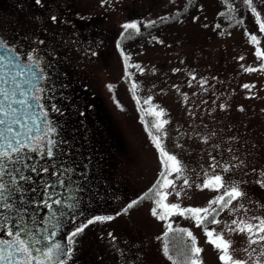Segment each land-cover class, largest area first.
Listing matches in <instances>:
<instances>
[{
    "label": "rangeland",
    "instance_id": "obj_1",
    "mask_svg": "<svg viewBox=\"0 0 264 264\" xmlns=\"http://www.w3.org/2000/svg\"><path fill=\"white\" fill-rule=\"evenodd\" d=\"M47 1L55 4L53 9ZM41 5H48L57 22L42 13L35 0H0V33L11 42L20 33L19 26L36 25L49 36L55 28L61 40L53 45L57 60L44 62L52 71L43 85L42 103L56 128L63 168L72 169L70 181L80 189L78 197L84 201L90 197L91 170L96 169L95 178L106 190L101 198L106 210L100 215L113 217L94 219L74 240L81 238L87 246L100 247L101 264H189L191 238L184 239L190 243V247L184 243L187 257L185 250L174 248L180 239L165 243L166 235L172 234L171 224L172 231L192 233L202 250L201 264H223L220 253L208 243L207 227L223 232L232 244L234 259L264 264V243L246 252V235L227 231L233 219L264 218V55L255 54L257 49L264 53V32L258 23L245 20L243 28L223 33L219 0H42ZM252 6L264 22V0H252ZM133 22L140 30L162 25L154 33L155 38L161 34L160 39L133 44L131 34L122 28ZM78 30H85L82 40L77 39ZM252 35L258 42L251 41ZM249 67L255 70L245 71ZM149 97L151 105H145ZM53 105L59 111H53ZM149 106L165 113L161 120L168 123L160 133L140 110ZM142 116L183 169L179 179L175 173L168 177L175 189H167L171 194L166 203L207 207L224 192V188H203L214 175L223 178L225 187L235 185L243 193L231 206L223 207L217 216L219 224L197 227L193 219L178 214L161 220L160 210L157 216L151 212L156 197L140 199L162 170ZM133 201L137 203L125 213L123 209ZM70 226L65 229H76Z\"/></svg>",
    "mask_w": 264,
    "mask_h": 264
},
{
    "label": "snow or ice",
    "instance_id": "obj_2",
    "mask_svg": "<svg viewBox=\"0 0 264 264\" xmlns=\"http://www.w3.org/2000/svg\"><path fill=\"white\" fill-rule=\"evenodd\" d=\"M106 2V0H105ZM244 2L251 9L256 22L259 25V30L264 32V22L260 21V14L256 8L252 6V0H244ZM39 6L42 0H35ZM221 15H224L221 13ZM161 19H167L166 17ZM51 21L57 22V16L52 15ZM155 23V22H151ZM124 32L134 30L139 32L140 29L137 23H125L122 25ZM251 41L258 42L257 37L252 35ZM39 44H44L43 40L38 41ZM95 53H93L94 55ZM256 56L260 58L264 53L259 49L256 50ZM242 59V58H241ZM27 64L21 63V55L17 54V49L14 44H9L8 40L0 35V228L7 227L10 223L12 227L7 228L6 235L11 237L10 240L0 239V264H68L73 256V248L65 246L54 240L57 230L61 227L62 218L68 213L74 211L78 207L79 197L76 195L80 191L79 187L69 188L62 176L71 172V168L55 169L52 176L54 181L42 182V204L49 210V219L45 224L42 232L39 229L32 228L25 223L26 205L29 203L25 200L24 193L26 189L24 184L31 182V176L25 175V170L30 172L48 173L49 168L43 166L37 168L36 164L29 165L27 161L33 159L31 153L39 155L42 159L47 158L52 160L55 158V147L57 141L54 139L56 128L48 120V113L44 111V105L41 103L45 97L42 95L46 92L43 86L48 79L46 71L47 66H43V59L37 53L35 48L30 49L26 53ZM129 65L126 64V69ZM139 68V66H135ZM21 69H27V80H21L24 75ZM253 68H246L245 71H254ZM264 70V69H262ZM195 77H193L194 79ZM22 85H27L26 90H21ZM109 85V89L111 90ZM136 85L133 84L131 91L135 93ZM246 89H250L249 85H244ZM135 98V97H134ZM145 105H151V98L149 97L143 102ZM118 104V102H117ZM137 104L140 101L137 99ZM119 106V104H118ZM53 111H59L55 105L52 106ZM144 111L145 114L155 117L151 121V128L155 129L156 133L162 132L164 126L168 123L167 120H161L165 115L163 110L157 111L155 107L149 106ZM83 115V113H81ZM141 122L146 124V131L152 140L155 148L159 153V160L162 170L159 173V179L149 193L140 199L156 197L154 204L156 207L152 208L153 216L158 215L161 220L166 219L172 214L186 216L193 219L197 227L205 224L208 221L211 224H219L220 221L216 218L217 208L229 207L234 201L242 197L243 193L235 185L225 187L223 178L220 175H214L206 180L203 188H211L214 191H219L224 188L222 195L209 202V205L204 208H181L179 204L166 203L168 196L171 194L167 192L168 188L175 189L173 180L168 177L179 174L183 171L180 162L174 155L169 154L161 143V137L154 135L144 121L143 116ZM228 169L225 168L224 171ZM184 185H188V181L184 180ZM57 189H64L65 191H57ZM36 192V189H32ZM179 198L180 193L176 192ZM137 201L129 203L123 211L127 213ZM216 205V208L213 207ZM53 206H57L53 211ZM67 209V212L62 211ZM239 209H234L238 211ZM244 211H247L246 209ZM209 217L211 219L209 220ZM113 217H96L95 220L110 221ZM255 220L256 223L251 221ZM93 219H89L86 224L78 226L70 236L67 237L68 245L75 243L74 238L83 232L88 224H92ZM172 225H168V231H172ZM179 231L185 232L184 229ZM205 235L208 238V243L220 253L218 259L223 264H247V260H237L230 253L232 244L230 241L224 239L223 232L214 233L204 228ZM227 231L246 235L248 247L244 251H248L252 245H259L264 243V218L251 217L249 219L239 218L233 219L230 225H227ZM187 237L191 238L190 260L189 264H201L198 259L201 249L196 246V240L191 232H186ZM23 237V238H22ZM252 251H256L255 248ZM164 252L167 255V245L164 247ZM249 259L252 253L249 252ZM264 255V250L261 251Z\"/></svg>",
    "mask_w": 264,
    "mask_h": 264
},
{
    "label": "flooded vegetation",
    "instance_id": "obj_3",
    "mask_svg": "<svg viewBox=\"0 0 264 264\" xmlns=\"http://www.w3.org/2000/svg\"><path fill=\"white\" fill-rule=\"evenodd\" d=\"M48 5L50 7H52V9L54 8L55 4L49 1ZM47 5V6H48ZM46 5L41 7L42 13H48V15L50 16V13L48 11V7ZM57 16V15H56ZM51 18V16H50ZM81 17H79L80 19ZM75 26V25H73ZM81 30V28H80ZM78 30L77 32V39L78 40H82L85 30L80 31ZM20 33H16L15 34V39L11 42H9V44H14L16 49H17V54L21 55V63L22 64H27V60H26V53H28L30 51V49L35 48L37 50V53L42 57L43 59V65L44 66V62H49V61H54L57 60L56 57L58 56L55 53V50L53 48V45L55 43H57L58 41H61L60 38L58 39V32L56 30L55 32V28L53 31L54 34H51L49 36L50 33H48L45 30H42L40 28V26H36L34 28H28L26 29V27H21L19 26L18 30ZM25 31H27V35L29 37H27V35L25 34ZM51 31V32H52ZM0 35H2L0 33ZM3 36V35H2ZM43 40L44 44H47V46L44 48L43 44H39L38 41ZM46 71L48 73V71H52L51 66H47L46 67ZM49 76V74H48ZM45 83V82H44ZM44 85V84H43ZM46 92L43 94V96L45 97ZM43 100V99H42ZM42 103V101H41ZM43 104V103H42ZM44 105V104H43ZM44 111L45 107H44ZM47 112V111H46ZM48 120H49V115H48ZM50 122V120H49ZM55 139V138H54ZM56 140V139H55ZM57 145V144H56ZM55 151V158L52 160H49L47 158L42 159L39 155L35 154V153H31L33 159L31 161H27V163L29 165L35 163L37 168H41L43 166H47L49 168L48 173H42V172H30L28 170H25V175L31 176V182L30 183H26L24 184V188L26 189V192L24 193V197L25 200L27 202H29L26 205L27 211L25 212V223L29 224L32 228L34 229H39L40 232L43 231L46 222L49 219V210L47 208H45L42 204V182L43 181H49L52 182L54 181L55 177L52 176V172L55 169H64L63 165H64V158L61 156L60 151L58 149H54ZM94 169V168H93ZM93 174V178L94 180L92 182H90V186H89V190H90V197L86 198L85 201L82 200L81 198H79V202H78V207L68 213L67 215H65L62 220H61V227L57 230L56 236L54 237V240L56 242H59L65 246L68 247H72L73 248V256L71 258V260L68 261V264H101V252H100V247L98 252L96 251L98 248L97 246H87L85 245L83 242V240H77L75 241L74 244L72 245H68L67 242V237L71 235V233L75 230H68L65 229V227H67L68 225H71L70 227H72L73 225L76 226V228L78 226H81L80 224L86 220L89 219H95L96 217H101V213L102 210H106V203H102L101 198L105 193V188H103L102 186V182L99 181V179L96 180L95 178V174H96V169L95 170H91ZM74 175L71 172L67 173V175L62 176L61 178L65 180V178H67V180H65L66 185L69 188H73L76 187L75 184H73L70 181L71 176ZM36 189V192H33L32 189ZM92 190V191H91ZM57 191H65L64 189H57ZM77 196H79V192L76 193ZM88 199V200H87ZM105 206V207H102ZM57 206H53V211L56 210ZM62 211L67 212V209H62ZM86 213V215H85ZM3 213H0V215H2ZM3 222L0 221V224H2ZM12 227L11 223L5 227V228H0V239H5V240H10L11 237H8L6 235V231L7 228ZM82 234V233H81ZM83 235V234H82ZM80 236V235H79ZM23 238V237H22ZM75 239H77L75 237ZM83 239V238H82ZM99 253V254H97ZM74 254H77L76 256H74ZM80 254V255H79ZM52 264H55V262L53 261ZM106 264V263H103ZM108 264V263H107ZM112 264V263H111ZM114 264V263H113Z\"/></svg>",
    "mask_w": 264,
    "mask_h": 264
},
{
    "label": "trees",
    "instance_id": "obj_4",
    "mask_svg": "<svg viewBox=\"0 0 264 264\" xmlns=\"http://www.w3.org/2000/svg\"><path fill=\"white\" fill-rule=\"evenodd\" d=\"M220 4L222 5V9L219 11V16H218V21L224 23V25L219 24V27L221 28V31L223 33H228L232 28L238 27V28H243V24L245 20H253L256 21L251 9L248 7V5L244 2V0H219ZM223 13L224 15H221ZM164 26V25H163ZM160 27L161 29L162 25H153L149 27H145L141 29L139 32H136L134 30H129L128 32L131 34L129 35V41L132 42L135 45L142 44L145 42H148L150 44L155 43L156 40L160 39L161 34L158 35V38H155L154 33H156V29ZM162 30V29H161ZM152 39V41H151ZM123 46V44H121ZM264 67V66H263ZM147 120L151 122L153 120L152 116H146ZM216 208V206L214 207ZM223 209V206L220 208H217L216 212V218L220 214L221 210ZM211 217H209V220ZM205 224H209L208 221H205ZM180 229H177L176 231H171L172 236L169 234L166 235L165 237V243H170L177 242L180 239V244L174 248L180 247L182 250H185V256H189L188 247H190V243L184 242L185 236H186V231L181 232L179 231ZM186 243V247L184 245Z\"/></svg>",
    "mask_w": 264,
    "mask_h": 264
},
{
    "label": "water",
    "instance_id": "obj_5",
    "mask_svg": "<svg viewBox=\"0 0 264 264\" xmlns=\"http://www.w3.org/2000/svg\"><path fill=\"white\" fill-rule=\"evenodd\" d=\"M21 71L24 72V75L20 78L21 80H27L28 76H27V69H21ZM27 85H22L21 90H26Z\"/></svg>",
    "mask_w": 264,
    "mask_h": 264
}]
</instances>
